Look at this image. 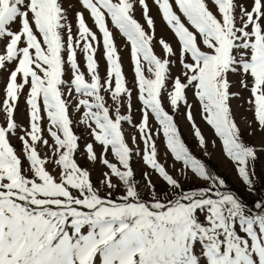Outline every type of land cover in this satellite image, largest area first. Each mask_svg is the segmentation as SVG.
<instances>
[{
  "label": "rangeland",
  "instance_id": "obj_1",
  "mask_svg": "<svg viewBox=\"0 0 264 264\" xmlns=\"http://www.w3.org/2000/svg\"><path fill=\"white\" fill-rule=\"evenodd\" d=\"M177 134L264 201V0H0V264H233L264 247V207L230 260L156 228L206 185Z\"/></svg>",
  "mask_w": 264,
  "mask_h": 264
},
{
  "label": "trees",
  "instance_id": "obj_2",
  "mask_svg": "<svg viewBox=\"0 0 264 264\" xmlns=\"http://www.w3.org/2000/svg\"><path fill=\"white\" fill-rule=\"evenodd\" d=\"M176 147L202 172L206 185L194 187L185 195L180 193L174 203L164 204L160 211L152 213L154 219L160 222L156 228L165 230L166 227H172L180 234L195 237L203 245L214 249L218 259L230 260L231 256L241 252L242 247L234 244V240L241 238L239 224L257 220L258 214L253 209L260 207L259 212L263 209V196L246 201L223 176H211L205 163L202 164L199 159L191 156L185 145L183 146L179 134ZM246 170L248 175L253 177L249 162L246 164ZM251 177L250 179H253ZM172 213L179 214L178 218L171 219ZM146 227H150L149 224H146Z\"/></svg>",
  "mask_w": 264,
  "mask_h": 264
},
{
  "label": "snow or ice",
  "instance_id": "obj_3",
  "mask_svg": "<svg viewBox=\"0 0 264 264\" xmlns=\"http://www.w3.org/2000/svg\"><path fill=\"white\" fill-rule=\"evenodd\" d=\"M12 15H15V9H12ZM250 247L252 248L251 253H240L233 264H264V247L256 248L252 245ZM111 251V249L106 250V254H111Z\"/></svg>",
  "mask_w": 264,
  "mask_h": 264
}]
</instances>
